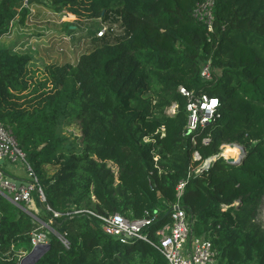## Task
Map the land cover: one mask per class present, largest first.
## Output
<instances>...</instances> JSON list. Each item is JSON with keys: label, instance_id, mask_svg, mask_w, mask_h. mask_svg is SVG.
Here are the masks:
<instances>
[{"label": "trees", "instance_id": "obj_1", "mask_svg": "<svg viewBox=\"0 0 264 264\" xmlns=\"http://www.w3.org/2000/svg\"><path fill=\"white\" fill-rule=\"evenodd\" d=\"M199 1L49 0L53 12L78 18L109 13L123 30L91 37L89 51L72 64L45 65L43 82L31 88L30 56L0 46V123L43 194V201L31 194L36 212L0 194V264H18L39 222L48 226V248L33 264H165L151 233L167 221L179 180V201L194 232L216 250V264H264V229L256 221L264 198V0H214L209 30L191 17ZM19 6L0 0V35L16 14L24 20ZM201 60L212 67L205 82ZM179 85L218 102L213 117L188 134ZM72 120L76 142L58 132ZM229 143L242 146L238 158L219 154ZM46 166L55 167L50 175ZM78 209L155 218L147 240L120 244Z\"/></svg>", "mask_w": 264, "mask_h": 264}, {"label": "built area", "instance_id": "obj_2", "mask_svg": "<svg viewBox=\"0 0 264 264\" xmlns=\"http://www.w3.org/2000/svg\"><path fill=\"white\" fill-rule=\"evenodd\" d=\"M43 3L44 0H20L19 8H25L27 11L24 20L31 21L32 15L34 13V7L42 5ZM213 7L214 0H201L193 7L191 11V17L195 21L205 25L207 30H209L212 21ZM59 12L53 13L58 14ZM65 15L73 17L69 18L68 21L74 19L75 21L79 20L82 22V20L85 19H78L75 14L67 11L62 17ZM15 17L18 18L19 15L16 14ZM14 18L9 21L7 31L6 33L0 35V39L9 36L10 28L12 27ZM91 19L94 21H91ZM61 20H63V18H60V21ZM68 21H64L63 25H68V29L66 30L67 32L69 31V33L67 36H63V34L59 36L58 40L61 42L62 40L69 41L77 35L76 32L78 31H76L75 28L76 24L68 23ZM78 26L82 30V36H85L84 38L87 39L86 43L91 41V37L101 38L106 34L116 35L121 33L123 30L121 20L118 17L112 18L109 16V13L108 17L105 19H102L101 17L87 18L86 23H78ZM50 33H52L51 30L46 31L44 35L47 37H45V39L41 38L40 40L42 42H49L51 39V36L49 35ZM87 35L90 36L89 39L87 38ZM84 38L81 39V42H84ZM53 39L54 38H52V40ZM32 40V42L40 41H36L35 39ZM30 42L31 41H28L27 45L24 44V46L20 47V49H25V46L27 47L30 45ZM56 45H58L57 42ZM17 48H19V46H17ZM33 48L34 46H31V49ZM61 49L62 47L60 46L58 50L61 51ZM12 50L15 51V48L13 47ZM211 70L212 67L209 60H201L198 62V76L202 81L205 82L211 78ZM177 90L186 98L184 106L186 111L184 134H188L195 130L198 126H202L207 123L213 117L218 102L215 97L194 95L192 91H188L180 85L177 87ZM169 107H172L171 111L169 112L172 113L176 105L172 103ZM206 141L207 138L202 140L203 143ZM231 144H235L237 146V151L239 154L235 158H238L242 152L240 150L241 146L237 143L221 144L220 148L222 150L224 145ZM219 154L224 156L222 152ZM194 155L196 156V153H194ZM1 161L12 165L20 162L24 166V171L26 174V179L24 182H16L7 178L0 170V194L3 197L15 205L23 203L27 206L32 201V192L35 191L38 200L43 201L42 191L37 186L34 173L24 160L23 152L18 148L10 130L0 123V162ZM208 161L209 159L205 160L202 166L206 167ZM184 184V180H179L176 183L174 187L175 201L170 205L168 211H166L168 214V219L156 227L151 233L155 239L153 246L164 258L165 264H216V250L212 247L210 240L206 236L194 232L193 225L195 220L192 214L179 201ZM46 209L49 210L48 207H46ZM73 212L84 214L88 218L94 220L103 234L111 237L120 244H127L137 240H147L149 237L146 229L152 225L155 218V214L148 216L146 212L143 216L133 219H129L117 212L97 213L89 209H78L74 210ZM56 215V212H52V216ZM48 222H51V218L48 219ZM42 228H48V226L39 222V226L30 231V248L47 243L46 233ZM54 234L61 244L64 247H67V241L64 238V235L57 233ZM27 252L28 251L24 250L20 251V259Z\"/></svg>", "mask_w": 264, "mask_h": 264}, {"label": "rangeland", "instance_id": "obj_3", "mask_svg": "<svg viewBox=\"0 0 264 264\" xmlns=\"http://www.w3.org/2000/svg\"><path fill=\"white\" fill-rule=\"evenodd\" d=\"M43 5V6H42ZM42 5H38L34 7V13L32 15L31 21L23 20L22 22H19V18H14L12 22V27L10 28L9 36L3 37L0 39V46L15 48V53H26L30 56V60L27 63V69H28V75L30 77V88L32 83H40L44 80V66L49 63H57V64H63V63H74L77 60V57L85 51H88L91 47L92 42L86 43V40L82 35V30L79 28L78 23H86V19L89 17L78 18L83 19L82 22L79 20L71 19L68 21L69 18H73L71 16H64L65 10L60 11L58 14H55L51 11L50 8V2L49 0H44V3ZM63 14V15H62ZM60 18H63V20L60 21ZM64 21H68V23H75L76 24V32L77 35L72 38L69 41H59V36L63 34V36H67L69 31L65 29L63 23ZM75 21V22H74ZM90 21V19H89ZM91 21H94L91 19ZM95 23V22H93ZM48 30H51L52 33L49 35L51 36V39L49 42L41 41L40 39L47 37L44 35V33ZM85 34V33H84ZM89 35H87V38L89 39ZM52 38H54L52 40ZM84 38V42H81V39ZM35 39L40 40L39 42H32ZM30 42V45L27 47L25 46V49H20V47H23L24 44L27 45V42ZM56 42L58 45H56ZM43 44V45H42ZM19 46V48H17ZM31 46H34L33 49H31ZM62 47L61 51L58 50L59 47ZM217 73L218 71L215 70ZM49 88V84H46L44 87H41L40 90H45ZM172 107L167 108L166 112H170ZM58 132L61 135H64L67 137L69 141L77 139L79 137V126L77 124V121L72 120L70 122H61L58 127ZM239 145V144H238ZM241 146V145H240ZM242 147V146H241ZM241 150V149H240ZM222 152V150H221ZM239 154V153H238ZM237 154V155H238ZM226 157V156H225ZM235 158V157H234ZM15 165L19 166L18 168L22 169L24 171V166L17 162ZM111 168L115 170V167L111 165ZM55 167L52 166H46L45 167V174L50 175ZM27 208L33 210L36 212L38 209L34 205V201L32 200L27 206ZM256 221L261 225V227L264 229V198L261 202L260 210L257 211L256 214ZM20 253L18 254V260H20ZM24 256V255H23ZM19 262V261H18Z\"/></svg>", "mask_w": 264, "mask_h": 264}, {"label": "water", "instance_id": "obj_4", "mask_svg": "<svg viewBox=\"0 0 264 264\" xmlns=\"http://www.w3.org/2000/svg\"><path fill=\"white\" fill-rule=\"evenodd\" d=\"M243 148L241 147V152L243 153ZM233 158L227 157V160H232ZM48 248V244L38 245L31 247L30 250L20 259L19 264H33L43 252Z\"/></svg>", "mask_w": 264, "mask_h": 264}, {"label": "crops", "instance_id": "obj_5", "mask_svg": "<svg viewBox=\"0 0 264 264\" xmlns=\"http://www.w3.org/2000/svg\"><path fill=\"white\" fill-rule=\"evenodd\" d=\"M1 166H3V169L9 172L11 175H13L12 178H15L16 182H24L25 181V173L22 171V169L18 168L19 166L17 165H12L7 162L1 161L0 162ZM24 170V169H23ZM17 177V178H16Z\"/></svg>", "mask_w": 264, "mask_h": 264}, {"label": "bare ground", "instance_id": "obj_6", "mask_svg": "<svg viewBox=\"0 0 264 264\" xmlns=\"http://www.w3.org/2000/svg\"><path fill=\"white\" fill-rule=\"evenodd\" d=\"M222 154L226 157H237L238 151L237 146L235 144L224 145L222 148Z\"/></svg>", "mask_w": 264, "mask_h": 264}]
</instances>
